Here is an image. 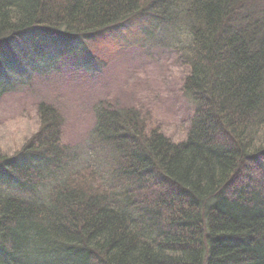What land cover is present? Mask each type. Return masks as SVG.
Instances as JSON below:
<instances>
[{"label":"trees","instance_id":"trees-1","mask_svg":"<svg viewBox=\"0 0 264 264\" xmlns=\"http://www.w3.org/2000/svg\"><path fill=\"white\" fill-rule=\"evenodd\" d=\"M139 15L188 71L184 140L105 103L76 153L41 111L34 144L0 160V264H264V0H0V97L29 33L70 41Z\"/></svg>","mask_w":264,"mask_h":264},{"label":"rangeland","instance_id":"rangeland-1","mask_svg":"<svg viewBox=\"0 0 264 264\" xmlns=\"http://www.w3.org/2000/svg\"><path fill=\"white\" fill-rule=\"evenodd\" d=\"M150 22L139 15L86 37H65L70 41L29 33L13 45L8 57L20 63L7 72L11 90L0 97V160L32 144L44 109L62 119L60 141L76 153L91 145L94 110L105 103L132 109L147 129L183 141L193 115L182 92L188 71L173 50L150 44Z\"/></svg>","mask_w":264,"mask_h":264}]
</instances>
